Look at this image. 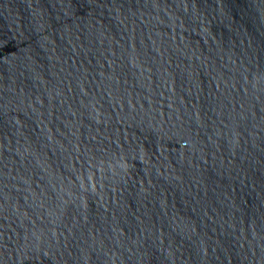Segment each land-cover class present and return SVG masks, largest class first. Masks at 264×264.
Instances as JSON below:
<instances>
[{
	"label": "water",
	"instance_id": "obj_1",
	"mask_svg": "<svg viewBox=\"0 0 264 264\" xmlns=\"http://www.w3.org/2000/svg\"><path fill=\"white\" fill-rule=\"evenodd\" d=\"M0 264H264V0H0Z\"/></svg>",
	"mask_w": 264,
	"mask_h": 264
}]
</instances>
